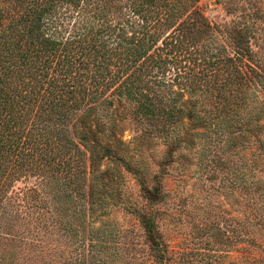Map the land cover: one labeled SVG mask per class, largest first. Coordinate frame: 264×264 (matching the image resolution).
<instances>
[{
  "label": "rangeland",
  "instance_id": "1",
  "mask_svg": "<svg viewBox=\"0 0 264 264\" xmlns=\"http://www.w3.org/2000/svg\"><path fill=\"white\" fill-rule=\"evenodd\" d=\"M194 7L213 38L192 44L193 59L220 67L177 103L194 104V116L121 120L120 152L97 159L84 187L92 194L65 197L48 231L34 214L21 240L0 239L13 264H264V0ZM237 33L243 76L218 63L236 55ZM23 173L14 187H41Z\"/></svg>",
  "mask_w": 264,
  "mask_h": 264
},
{
  "label": "trees",
  "instance_id": "2",
  "mask_svg": "<svg viewBox=\"0 0 264 264\" xmlns=\"http://www.w3.org/2000/svg\"><path fill=\"white\" fill-rule=\"evenodd\" d=\"M194 1L0 0V239L21 240L34 214L48 231L51 209L84 197L100 155L120 152L126 116H194L184 92L220 68L193 59L192 44L212 37ZM232 41L236 55L218 63L246 54L241 34ZM23 172L41 187H14Z\"/></svg>",
  "mask_w": 264,
  "mask_h": 264
}]
</instances>
